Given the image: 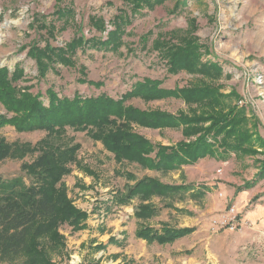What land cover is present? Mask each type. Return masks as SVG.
I'll return each mask as SVG.
<instances>
[{
    "label": "rangeland",
    "instance_id": "obj_1",
    "mask_svg": "<svg viewBox=\"0 0 264 264\" xmlns=\"http://www.w3.org/2000/svg\"><path fill=\"white\" fill-rule=\"evenodd\" d=\"M158 1L153 6L141 3L142 9L135 11L137 5L125 6L122 0H0V68H7L10 76L23 71L22 79L14 84L18 92L32 93L46 106L50 91L60 99L106 95L118 100L146 79L161 81L164 89L207 86L213 94L192 101H213L208 107L182 99H134L127 106L191 116H222L233 106L243 107L255 124L254 137L264 141V0ZM115 23L124 27L125 35L118 51L88 48L73 56L68 51L81 34L84 39H104ZM36 46L55 50L51 62L46 54L43 71L28 55ZM170 48L189 52L194 65L171 73L174 56L168 59L161 54ZM58 50L64 51L62 56L68 62L57 60ZM215 101L225 102L214 105ZM0 114H6L2 106ZM128 125L154 144L170 146L184 140V128L154 130ZM0 140L22 151L0 164V178L6 185L0 187V194L17 181L34 184L36 180L25 166L49 148L68 157L64 160L68 173L57 183V194L63 198L64 192L67 201L85 212L87 219L77 228L59 223L53 234L38 240L53 264H264V176H259L264 152L260 146L252 154L213 159L210 175L204 178L199 167H188L194 182L186 183V166L160 173L119 162L88 131L66 128L54 134L25 133L7 126L0 129ZM144 177L193 187L198 180L210 193L201 200L195 187L172 199L155 197L140 202L135 198L128 205L115 202ZM140 203L155 208V216L138 220L135 212L132 215L131 206L136 210ZM171 204L191 213L171 208ZM232 208L237 215L234 230L222 224ZM142 226L195 231L171 245L148 244L136 236Z\"/></svg>",
    "mask_w": 264,
    "mask_h": 264
},
{
    "label": "trees",
    "instance_id": "obj_2",
    "mask_svg": "<svg viewBox=\"0 0 264 264\" xmlns=\"http://www.w3.org/2000/svg\"><path fill=\"white\" fill-rule=\"evenodd\" d=\"M122 2L125 6L127 3L137 5L135 11L142 9L139 5L141 3L147 6L159 3L158 0ZM123 28L115 23L111 30H106L108 33L104 39L95 37L84 39L81 34V38L70 44L68 51L72 52V56L77 50L88 48L118 51L122 37L125 36ZM36 47L32 48L28 55L36 59L38 70L43 71L41 64L47 63L44 59L46 54V59L51 62L55 50L51 46L46 50ZM169 50L174 51L173 55H170V51L161 54L168 59L174 56L171 59L174 68L169 70L171 73L194 65L189 52L185 55L182 54L184 51L176 48ZM58 51L60 52L57 60L68 62L66 57L62 56L64 51ZM22 77L23 71H16L10 76L7 68H0V106L6 110V114H0V129L11 126L20 132L45 131L49 134L59 133L66 128L88 131L94 139L104 143L105 148L117 161L137 164L144 170L160 173L178 171L184 166L197 165L205 159L223 161L232 154H252L255 153L257 146L264 152V141L254 137L255 124L252 125V119L246 115L243 107L233 106L222 116L215 114L191 116L185 112L171 114L161 110L144 111L127 106V103L134 99L145 102L182 99L188 104L196 103L208 107L213 105V101H192L212 95L213 92L207 86L179 90L164 89L161 87V81L146 79L124 93L118 100L106 95L60 99L50 91L49 104L46 106L32 93L18 92V87L14 84ZM216 102L225 101H215L214 105ZM10 114L13 116L9 117ZM128 124L154 130L184 128V140L170 146L154 144L132 130V126ZM18 152L22 151L0 140V164L15 158ZM68 152L72 153L73 150ZM66 158L68 157L63 151L56 152L49 148L33 164L25 166L36 180L34 184L25 186L17 181L7 192L0 194V264H12L19 260L20 264H53L38 240L53 234L59 223L77 228L87 219L85 212L75 208L71 201H67L64 192L63 198L61 194H57L59 192L56 188L57 183L68 173L64 166ZM259 176H264V164ZM129 178L133 181L136 179L133 175H129ZM1 186L4 188L6 185L4 186L0 178ZM194 188L187 184H164L156 178L144 177L136 181L126 195L120 194L115 202L119 205H128L135 198H139L140 202H147L155 197L172 199ZM170 207L175 208L172 204ZM156 213L157 210L155 211L149 203H140L135 210V217L138 220H146L154 217ZM194 231V228L175 229L165 226L161 230H155L142 226L137 230L136 236L148 244L171 245ZM112 241L114 238L110 242Z\"/></svg>",
    "mask_w": 264,
    "mask_h": 264
},
{
    "label": "crops",
    "instance_id": "obj_3",
    "mask_svg": "<svg viewBox=\"0 0 264 264\" xmlns=\"http://www.w3.org/2000/svg\"><path fill=\"white\" fill-rule=\"evenodd\" d=\"M212 165H213V159H205V160H202L201 162H199L195 166L199 167V169H198V171H200V174L199 175H200L201 178H204V177L210 175L209 171H210V169H212ZM188 167H194V166H186V167H184L185 168L184 169V172L187 175L186 176L187 177V182L186 183H188V181L191 182V183H193L194 182V179H191L190 176L188 175L187 171H186V168H188ZM198 182L199 181L197 180V183H196V186H195L196 187L195 188L196 189L195 190V192H196L195 195L202 196V199L201 200H203L204 198L206 199L207 198L206 196L209 195L210 192L208 190H206L205 188L200 187V184ZM168 183H170V182H168ZM175 184L176 185H180V184H182V182H177ZM174 207L177 208V209H184V210H186L187 214L191 213V211H188V208L186 209L184 207L179 206L178 204H175ZM131 209H132V212H133L132 215H134L135 209L133 210L132 206H131Z\"/></svg>",
    "mask_w": 264,
    "mask_h": 264
},
{
    "label": "built area",
    "instance_id": "obj_4",
    "mask_svg": "<svg viewBox=\"0 0 264 264\" xmlns=\"http://www.w3.org/2000/svg\"><path fill=\"white\" fill-rule=\"evenodd\" d=\"M231 214H229L228 216L223 217L224 221H223V226H228L231 227L232 230H234L235 228H237V215L235 213V209L232 208L231 209Z\"/></svg>",
    "mask_w": 264,
    "mask_h": 264
}]
</instances>
